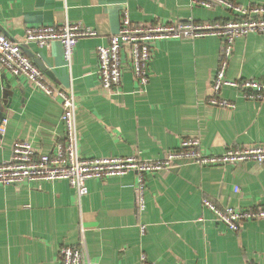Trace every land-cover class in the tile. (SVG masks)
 Masks as SVG:
<instances>
[{"label": "crops", "instance_id": "0c3cea01", "mask_svg": "<svg viewBox=\"0 0 264 264\" xmlns=\"http://www.w3.org/2000/svg\"><path fill=\"white\" fill-rule=\"evenodd\" d=\"M229 1L264 8V0ZM126 10L134 25L239 17L219 3L209 8L194 0H0V31L19 43L52 86L74 94L82 157L156 159L190 137L200 140L205 155L264 144V98L226 86L222 97L234 107L209 103L222 36L155 41L144 90L126 49L122 85L118 93H107L97 49L119 32ZM67 21L96 31L78 41L69 63L60 41L40 46L25 40L27 28ZM227 78L264 83V33L236 39ZM0 103L8 119L0 134V162L11 160L18 140L51 154L64 139L60 100L34 89L25 76L0 68ZM137 184L134 172L90 179L83 197L65 179L0 185V264H59L66 245L78 247L86 264H143V255L148 264H264V218L233 230L203 205L208 198L220 208L264 209V164L187 163L148 173L144 210L138 207Z\"/></svg>", "mask_w": 264, "mask_h": 264}, {"label": "built area", "instance_id": "2783aa9c", "mask_svg": "<svg viewBox=\"0 0 264 264\" xmlns=\"http://www.w3.org/2000/svg\"><path fill=\"white\" fill-rule=\"evenodd\" d=\"M205 7L219 3L229 8L239 17L224 23H198L192 20L176 23H161L151 25H134L128 11L123 12L121 27L118 33L109 37L107 45L98 46L99 77L102 88L109 94L118 93L123 80V53L129 49L131 64L135 78L141 90H144L150 79V61L152 44L157 40L222 36L225 44L222 58L212 84L211 105L234 107L230 101L222 97L226 86L250 89L251 98H264V83L254 79L233 81L227 78V69L234 44L237 38L258 32L264 33V17L258 16L264 8L245 9L234 5L229 0H194ZM257 14V15H254ZM96 31L81 23L65 22L58 26H42L27 28L26 42H36L40 46L51 41H60L64 48L65 60H72L78 41L84 37H92ZM0 68L15 75L25 76L34 89L45 96L59 99L63 107L61 119L65 125L66 134L62 141H57L51 154L38 153L28 141L18 140L13 144L12 158L0 162V185L8 186L24 181L62 180L69 181L79 197L89 194L87 185L90 179H108L134 172L138 175L137 197L138 207L144 210L145 175L160 173L187 163L201 166L239 165L248 161L264 164V144L230 147L226 152L216 155H205L201 151L200 140L195 137L182 140L179 149L168 151L161 158L144 159L137 155L82 157L79 153V130L76 122V100L72 92L52 86L44 73L21 49L19 43L13 41L0 31ZM8 119L4 118L0 125V134L6 131ZM203 205L212 210L218 219L231 229L237 230L240 223L263 219L264 209L238 210L232 207L220 208L210 199L204 198ZM144 231V228L142 229ZM143 264H148L145 255ZM59 264H86L83 253L78 247L63 246L60 250Z\"/></svg>", "mask_w": 264, "mask_h": 264}, {"label": "water", "instance_id": "95a60500", "mask_svg": "<svg viewBox=\"0 0 264 264\" xmlns=\"http://www.w3.org/2000/svg\"><path fill=\"white\" fill-rule=\"evenodd\" d=\"M0 108H1V103H0ZM4 118L3 111L0 109V121Z\"/></svg>", "mask_w": 264, "mask_h": 264}, {"label": "rangeland", "instance_id": "374dc122", "mask_svg": "<svg viewBox=\"0 0 264 264\" xmlns=\"http://www.w3.org/2000/svg\"><path fill=\"white\" fill-rule=\"evenodd\" d=\"M185 21H187V20H185ZM179 22H182V21H179ZM184 22V21H183ZM220 23H224V22H220Z\"/></svg>", "mask_w": 264, "mask_h": 264}]
</instances>
